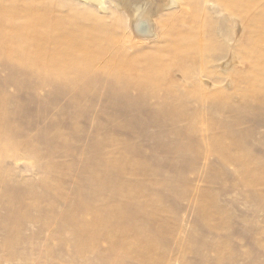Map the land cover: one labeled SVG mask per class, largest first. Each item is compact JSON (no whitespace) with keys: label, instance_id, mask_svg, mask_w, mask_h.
Segmentation results:
<instances>
[{"label":"rangeland","instance_id":"374dc122","mask_svg":"<svg viewBox=\"0 0 264 264\" xmlns=\"http://www.w3.org/2000/svg\"><path fill=\"white\" fill-rule=\"evenodd\" d=\"M114 1L106 14L38 2L78 29L102 21L115 41L103 64L161 50L165 21L192 9L155 0L168 10L146 40ZM199 3L207 50L143 98L105 76L87 86L77 70L23 65L13 44V58L0 54V264H264V92L249 83L259 35L233 1ZM127 228L142 254L119 243Z\"/></svg>","mask_w":264,"mask_h":264},{"label":"bare ground","instance_id":"6f19581e","mask_svg":"<svg viewBox=\"0 0 264 264\" xmlns=\"http://www.w3.org/2000/svg\"><path fill=\"white\" fill-rule=\"evenodd\" d=\"M38 1L25 3L23 0H0V54L13 58L10 52L13 44L17 47L15 60L23 65L29 64L35 69L45 70L54 77L61 78L60 76L71 70H77L82 83L89 86L98 77L105 76L110 78L114 85L124 89H135L143 98L147 93L152 95L159 87H169L171 84L167 82V79L172 76L173 70H183L186 67L183 68V65L195 60L197 54H202L207 50V46L202 45L200 40L196 39L200 24L202 23L201 26H203L208 23L207 15L201 12L199 0H190L192 9L184 14L186 19L178 21L174 20V16H170L165 21L161 27L163 39L160 41L163 44L161 50H155L141 57H132L119 54L113 48L117 54L113 53L114 56H111L110 60L108 57L109 61L105 64L102 60L112 54L111 48L115 41H113L110 29L101 24L102 21L92 23L90 30L78 29L71 19L58 18L49 5ZM107 1L81 0L85 5H92L96 8L98 10L96 13L101 12L102 14H106L108 10ZM231 1L239 6V13L242 14L241 17L248 26L249 35L254 32L259 35V41H256L257 48L254 52L252 50L254 66L249 83L252 94L258 91L264 92V68L261 67L264 61V47L262 46L264 43V9L257 6L254 0ZM112 4L117 11L125 10L128 16H131V28L137 32L143 31V38L153 40L157 37L152 18L160 9H164L162 5L154 7L155 0H115ZM177 4L176 0H169L164 7L173 8ZM142 22L146 23L143 25ZM90 32L93 33L92 37ZM248 40L251 42V38ZM110 43L113 44L110 45ZM27 48L29 51L23 55ZM72 87L76 86L72 85ZM220 96L221 94H217L213 97L217 99ZM173 114L180 117L179 112L175 111ZM0 136H2L1 133ZM115 231L121 238L128 235L135 238L131 228ZM119 243L133 254H142L140 249L134 248L136 242L131 238H122Z\"/></svg>","mask_w":264,"mask_h":264}]
</instances>
